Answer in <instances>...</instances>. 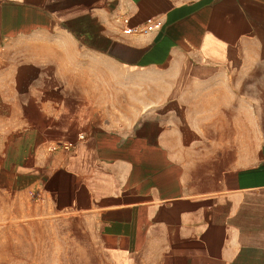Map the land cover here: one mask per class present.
Listing matches in <instances>:
<instances>
[{
	"label": "crops",
	"instance_id": "1",
	"mask_svg": "<svg viewBox=\"0 0 264 264\" xmlns=\"http://www.w3.org/2000/svg\"><path fill=\"white\" fill-rule=\"evenodd\" d=\"M0 197L104 264H264V0H0Z\"/></svg>",
	"mask_w": 264,
	"mask_h": 264
},
{
	"label": "rangeland",
	"instance_id": "2",
	"mask_svg": "<svg viewBox=\"0 0 264 264\" xmlns=\"http://www.w3.org/2000/svg\"><path fill=\"white\" fill-rule=\"evenodd\" d=\"M81 230L57 215L27 213L25 200L0 197V264H104Z\"/></svg>",
	"mask_w": 264,
	"mask_h": 264
},
{
	"label": "built area",
	"instance_id": "3",
	"mask_svg": "<svg viewBox=\"0 0 264 264\" xmlns=\"http://www.w3.org/2000/svg\"><path fill=\"white\" fill-rule=\"evenodd\" d=\"M154 22L153 21H148L147 24L144 27L141 28H135L134 31L135 32H140L143 34H147L150 30H152ZM65 147H68L67 144L64 145Z\"/></svg>",
	"mask_w": 264,
	"mask_h": 264
}]
</instances>
